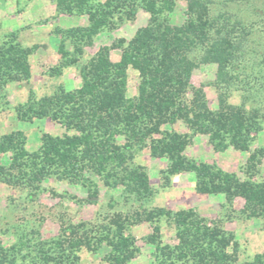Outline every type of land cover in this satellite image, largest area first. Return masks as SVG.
<instances>
[{
  "label": "trees",
  "instance_id": "1",
  "mask_svg": "<svg viewBox=\"0 0 264 264\" xmlns=\"http://www.w3.org/2000/svg\"><path fill=\"white\" fill-rule=\"evenodd\" d=\"M54 1L59 12L86 10L89 20L87 26L61 32L64 34L59 46L62 68L79 61L82 46L91 45L94 37L111 25L112 16L118 9L126 10L128 17L133 19L140 6L150 18L130 40L120 38L100 47L82 66L79 88L66 90L60 86L53 94L39 100L31 97L17 108L21 120L51 118L67 131L62 135L44 133L35 152L26 149L22 131L0 137V155L13 153L18 178L37 183L50 176L66 178L84 185L88 190V201L96 202L100 191L91 174L103 177L109 187L123 186L128 194L146 199L153 194V188L146 168L134 164V148L148 147L152 156L168 158L167 179L182 172H194L198 192H223L228 200L234 195L243 196L251 214L262 217L264 225V181L241 180L233 173L186 156L188 137L162 129L166 123L181 120L192 130L207 133L215 146L229 139L236 149H250L264 115L258 109L248 110L223 97L219 99L218 108L213 110L203 89L193 88L189 82L193 70L201 63L216 64L220 83L241 80L236 64L242 60L245 51L241 46L243 43L234 35L236 23L222 15L213 17L209 0H184L186 9L181 24H172L167 15L175 9L178 0ZM240 24L245 32V27ZM16 37L12 32L0 45V80L3 83L31 77L29 56L37 46L23 47ZM68 38L74 42V53L66 48ZM116 48L121 49V56L118 61H112L111 51ZM198 49L202 54L197 61L191 54ZM130 68L138 71L140 77L135 98L126 94ZM56 72L59 73V69ZM263 156L264 150L252 152L248 157V170L255 169ZM163 216L174 218L177 224L180 242L176 248L180 257L195 256L205 264H232L237 260V243L230 252L229 239L221 236L217 226L199 219L194 209L173 212L156 207L147 214V220ZM112 223L113 228H107L99 239L106 240L111 247L110 264H127L134 255L135 239L125 236L127 219L122 215L118 214ZM68 228L76 233L75 226ZM153 229L149 239L157 242L159 251H164L157 241L159 226ZM88 240L85 236L61 247L63 254L59 258L45 255V263H72L78 258L73 251L79 250L85 241L89 243ZM56 243L65 245L67 240ZM68 247L74 250L70 251ZM157 264L179 263L166 259ZM244 264H264V259L257 256L254 262Z\"/></svg>",
  "mask_w": 264,
  "mask_h": 264
},
{
  "label": "rangeland",
  "instance_id": "2",
  "mask_svg": "<svg viewBox=\"0 0 264 264\" xmlns=\"http://www.w3.org/2000/svg\"><path fill=\"white\" fill-rule=\"evenodd\" d=\"M213 17L223 16L235 22V37L240 40L245 55L236 64L241 80L220 83L216 64H199L189 79L193 88H202L211 109L218 108L223 97L234 105L246 109H258L264 115V0H209ZM186 2L178 0L175 9L168 13L172 24L184 20ZM150 14L137 6L136 15L130 19L126 10L118 9L111 25L103 28L91 45H83V54L75 64L61 67L59 46L70 28L84 27L89 23L88 13L59 12L54 0H0V45L12 32L23 47H34L29 56L31 77L29 80H0V137L14 131H22L26 137L28 152L39 149L44 133L62 135L65 127L51 118L21 120L17 108L32 97L36 100L53 94L60 86L74 90L82 84L80 70L96 54L100 47L110 45L120 38L130 40L136 31L145 26ZM245 32L241 29V24ZM220 22V21H219ZM230 22V23H231ZM221 23V22H220ZM220 24L218 23L217 26ZM66 48L74 53V42L66 39ZM121 49L111 51L112 61H118ZM202 50L191 54L197 61ZM61 68V69H60ZM59 69V73L56 72ZM138 71H128L127 96L138 95ZM32 95V96H31ZM192 92H189V96ZM261 129L249 150L236 149L229 139L215 146L207 133L192 130L185 122L166 123L162 129L176 132L189 139L184 154L198 162L204 161L223 172L233 173L241 180L264 181V156L255 169L247 168L249 155L264 150V118ZM123 142V139L120 138ZM147 143H149L147 139ZM134 164L142 165L149 175L153 194L138 199L123 190V186L109 187L103 177L91 175L99 187L96 202L88 201L87 188L69 179L46 177L42 182L18 178V166L13 153L0 155V258L2 264H46L44 256L59 258L68 243L87 237L79 250L73 251L77 259L69 264H110L111 247L100 240L107 228H113V219L120 214L127 219L125 236L135 239L134 255L127 264H157L162 260H175L179 264H205L197 257H180L177 224L172 217L163 216L147 220V214L156 207L171 209L192 208L199 219L210 226H217L221 236L229 241L228 250L237 243V260L232 264L254 262L257 256L264 259V225L260 216L251 214L246 199L234 195L228 200L223 192L200 193L196 189L194 172H182L166 178L169 160L154 157L148 147L134 148ZM75 226L76 233L68 227ZM154 226H159L157 241L164 251L157 249V242L150 241ZM65 227V229H64ZM64 229V230H63ZM66 239L65 245L56 243ZM65 246V247H64ZM62 247V248H61ZM2 248V249H1ZM70 251L74 248L68 247ZM74 255L73 253L71 256ZM53 264V263H48ZM229 264V263H228ZM231 264V263H230Z\"/></svg>",
  "mask_w": 264,
  "mask_h": 264
}]
</instances>
